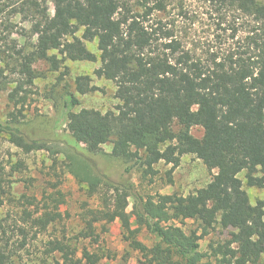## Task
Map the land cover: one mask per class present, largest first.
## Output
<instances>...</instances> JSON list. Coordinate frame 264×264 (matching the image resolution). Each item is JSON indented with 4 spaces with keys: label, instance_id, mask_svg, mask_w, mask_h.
Listing matches in <instances>:
<instances>
[{
    "label": "trees",
    "instance_id": "16d2710c",
    "mask_svg": "<svg viewBox=\"0 0 264 264\" xmlns=\"http://www.w3.org/2000/svg\"><path fill=\"white\" fill-rule=\"evenodd\" d=\"M50 1L16 0L10 7L0 0V16L8 13V19L0 22L4 39L0 84L6 68L21 76L8 94L12 110L5 120L0 119V136L8 135L27 154L49 152L56 176L61 164L87 185L88 196L101 203L97 212L86 210L85 219L94 217L88 225L108 218L124 224L139 221L159 240L144 254L143 264H259L264 256V199L253 205L246 187L264 190V3L204 0L214 17L215 31L221 32L215 36L218 51L204 59L161 25H147L152 12L167 9V0H154L145 15H132L127 8L122 14V0H53L55 14L51 15ZM16 17L29 23V29L22 27L18 32L20 36L35 40L21 51L16 41L12 46L5 44L4 33L17 28L11 20ZM95 41L101 67L94 74L116 83L115 97L120 102L116 111L76 112L80 101L69 93L61 124L65 122L72 139L59 132L52 139L30 134L23 123L29 89L38 78L34 65L45 61L58 72L65 59L97 62L98 56L86 45ZM13 51L18 57L8 53ZM94 89L89 76L76 79L80 95ZM195 127L203 129V137L192 133ZM107 144L113 145L111 156L123 164L118 181L96 166L95 158ZM186 155H194L215 171L205 187L188 196L139 191L133 179L136 173L147 181L149 169L164 163L172 167L167 183L173 184L174 171ZM61 156L65 161L61 162ZM5 169L0 161V209L10 182ZM58 188L52 184L54 192L46 191L42 200L24 195L21 210L0 220V264H16L21 251L29 247L31 233L36 239L63 221L65 200ZM129 199L131 211L126 204ZM189 220L199 223L201 234L184 230ZM217 227L233 231L202 253L201 239ZM89 237L86 232L84 238ZM49 245L51 251L68 254L65 264H83L78 250L64 239ZM104 257L115 258L112 253L84 252L87 264H100Z\"/></svg>",
    "mask_w": 264,
    "mask_h": 264
},
{
    "label": "rangeland",
    "instance_id": "374dc122",
    "mask_svg": "<svg viewBox=\"0 0 264 264\" xmlns=\"http://www.w3.org/2000/svg\"><path fill=\"white\" fill-rule=\"evenodd\" d=\"M6 5H13L16 0H4ZM264 3V0H259ZM124 8L122 14L130 10L132 15H145L149 7L156 2L154 0H122ZM167 9L165 11L155 10L147 17V25L150 28L162 26L164 31L171 34L175 39L181 40L187 48L196 50L199 58L208 59L211 54L218 51L219 42L213 26V16L206 6L204 0H167ZM50 13L55 14V4L50 1ZM10 11V8L7 9ZM8 19V13L0 16V22ZM12 23L17 28L12 33L5 32L8 36L6 46H12V42L19 44L18 50L24 46L33 43L29 36L22 37L20 32L22 27L29 29V23H24L20 17L11 18ZM3 28L0 27V32ZM82 31L77 37H82ZM5 36V35H3ZM68 40H73L69 37ZM0 42L4 39L0 35ZM88 49L98 56L97 62L72 61L65 59L61 64V69L54 72L48 62L40 61L34 65L38 78L30 86L31 95L26 109L23 128L35 137L52 139L54 134L59 132L64 138L72 139L66 130V124H61L62 114L66 107V95L74 94L80 105L74 110L76 112L82 109H90L106 113L116 111L120 102L115 94L117 85L113 81L98 78L94 73L101 67L100 51L97 41L86 43ZM25 49V48H24ZM18 57V52H8ZM51 54H58L51 52ZM61 59L62 57L59 56ZM5 68V67H4ZM7 70V71H6ZM5 75L0 84V119L5 120L12 107L8 102V94L18 85L21 77L19 74H13L12 68L5 69ZM80 76H89L91 86L95 89L86 95H80L76 91V79ZM192 133L197 137H203V129L195 127ZM112 144L102 147V152L95 158L96 166L101 173L107 174L111 179L118 181L123 172L121 161L113 158ZM61 162L65 157H60ZM0 161L5 166L8 178V194L3 198L4 206L0 209V220L6 218L9 213L20 211L22 197H37L42 200L44 193L54 192L52 184H57L64 194L65 204L61 206L63 221L55 226H51L46 233L38 235L32 239L30 235L29 247L20 253V259L16 258V264H65L70 259L67 253L61 250L51 251L50 242L56 239H64L78 250V258L83 259V264H87L84 258V252L87 250L91 254H109L112 253L115 258L104 257L100 264H143L144 254L149 253L157 245L159 240L151 235L145 227L136 219L129 223H122L119 220L95 222L88 225L87 221L94 219H85L83 216L86 210L99 211L101 203L97 197L90 198L87 194V185L78 182L70 173L60 168L55 175L53 170V158L47 151H37L24 153L21 149L14 146L8 135L0 136ZM170 165L164 163L155 165L149 169L148 179L144 181L141 173L134 175V181L139 191L150 193L152 195H171L179 194L188 196L205 187L211 180L215 171L211 172L204 165L202 160L194 155H186L182 158L181 165L174 171V183H167V173L171 170ZM245 183V173L240 175ZM246 190L250 196L253 205L258 200L264 199V190L248 188ZM144 194V193H143ZM126 204L128 211L133 208V201L129 199ZM23 209V207H21ZM15 219L18 220V218ZM9 222V220H8ZM11 222V221H10ZM11 224V223H9ZM187 233L197 230L202 233L198 222L189 220L183 225ZM233 230H223L217 227L207 237L201 239V252L210 251V244L217 241H225ZM91 234V237L84 238V234ZM127 238H130L129 241ZM17 238H15L16 240ZM130 244H134L133 247ZM66 249V248H65ZM64 249V251H65ZM259 264H264V256Z\"/></svg>",
    "mask_w": 264,
    "mask_h": 264
}]
</instances>
